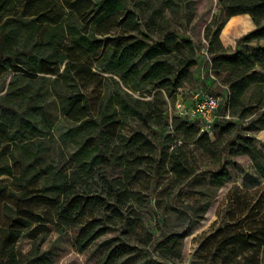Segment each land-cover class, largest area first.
Here are the masks:
<instances>
[{
	"label": "trees",
	"instance_id": "trees-1",
	"mask_svg": "<svg viewBox=\"0 0 264 264\" xmlns=\"http://www.w3.org/2000/svg\"><path fill=\"white\" fill-rule=\"evenodd\" d=\"M176 1L184 0H0V78L11 75L0 100V176L21 187L8 190L0 185V200L16 202L3 204L7 221L0 226V264H50L47 252L40 253L36 243L26 257H19L16 250L23 235L30 233L35 239L49 217L57 222L58 232L72 230L71 242L78 254L118 221L134 229L136 221L127 213L141 200L133 185L143 182L135 181L134 173L148 163L156 168L163 165L187 180L193 169L183 148L190 144L219 165L208 181L216 189L230 180L227 161L221 163L225 151L229 158L248 157L264 180V153L253 144L255 133L264 130V45H260L264 0H219L225 18L214 30H206L209 73L212 82L226 90L218 110L230 116L214 124L212 137L200 133L197 120L173 117L170 121L167 114L168 99H176L192 85L193 69L199 64L191 40L171 29L164 15ZM241 15L250 18L254 28L239 39V49L225 54L221 29L227 20ZM83 73L100 76L103 92L97 107L81 89L78 77ZM24 80L48 84L45 92L58 100L60 114L69 123L61 140L73 149L60 169L41 165V140L51 136L53 122L41 106L43 90L18 86ZM129 120L139 128L130 127L124 135L121 130ZM245 120L253 133L242 127ZM152 127L173 128L182 145L170 141L172 151L163 154L141 130ZM117 140L120 151L114 157L112 146ZM18 161L19 173L14 174L12 165ZM117 164L126 180L107 177ZM37 182L41 187L29 199L24 188ZM40 206L50 211L36 208ZM101 210L105 213L98 217L95 213ZM87 215H92L88 223L76 229ZM239 225L242 228L246 222ZM189 229L161 233L143 253L142 246L115 237L96 264H173L181 258ZM233 230L219 231L222 239L215 251L230 246L250 251L256 237L264 236V228L255 231L256 237L253 229ZM258 247L250 257L243 253L240 264H260ZM138 256L139 261L131 259Z\"/></svg>",
	"mask_w": 264,
	"mask_h": 264
},
{
	"label": "rangeland",
	"instance_id": "rangeland-1",
	"mask_svg": "<svg viewBox=\"0 0 264 264\" xmlns=\"http://www.w3.org/2000/svg\"><path fill=\"white\" fill-rule=\"evenodd\" d=\"M164 15L171 29L175 30L180 37L187 38L193 43L197 57L202 58L201 63L193 69V73L201 71V67L205 66L204 55L208 46V41L205 38L206 30L208 27L214 30L225 18L219 0H184L181 4L176 1L173 8L164 11ZM253 28L250 18H247L246 15L235 16L227 20L219 36L223 52L225 54L234 53L240 48L238 46L239 39ZM260 45H264V42H260ZM92 71L96 72L94 66H92ZM24 75L22 74V77ZM80 75L78 81H80L81 89L88 95L93 107H97L103 92L101 83L99 84L100 76H93L90 73ZM101 77H106V75ZM10 81L11 75L0 78V100L7 92ZM108 82L109 85L110 81ZM196 84H202V81ZM21 85H29V91L43 90L41 106L46 111L47 117L53 122V130L51 136L41 140L43 142L41 165L51 169H60L64 167L65 161L73 149L69 144L64 145L61 140L63 133L69 127V123L60 114L58 100L45 92L48 84L42 86L24 80V82H18V86ZM194 86L195 83L193 82L192 85L186 86L178 94L183 98L187 96L185 91H191ZM213 89L216 94L223 97L221 86L215 83ZM174 102L175 98L174 100L168 99V104L171 107ZM171 113L170 111L168 114L170 121L175 117ZM247 123L248 120H245L241 124L242 127H245L247 132L253 133V129H250ZM130 127L139 128L136 122L129 120L121 133L127 135ZM141 130L160 147L163 154L172 151L173 147L169 143L170 141L182 145L180 134L171 127L161 130L153 127ZM169 135L170 138L167 140L166 137ZM254 137L255 142L253 144L257 146L259 143L260 149L264 153V135L255 133ZM119 147L120 144L117 140L112 146L114 157L118 155ZM160 149L156 153V158H159ZM183 151L193 169V175L185 181L174 176L163 165L156 168L155 164L145 163L134 173L135 181H143L142 185L136 186L137 182L134 185L131 184L135 190L141 193L140 202L133 203L132 209L127 213L130 219L136 221L134 229L128 230L118 221L111 226L106 235L97 240L83 254H78L72 246V230L58 232L57 222L50 219L48 215L49 222L43 224L44 229H40V233L35 239L31 238L30 233H25L17 242L18 256L26 257L36 243L40 253L47 252L50 264H96L102 253L110 246V240L115 237H120L130 244L142 246L143 253L150 251L152 242L158 239L161 233H179L190 227L184 238L181 258L171 261L173 264H240L243 253H247L246 258L250 257L251 253L260 246L259 244L264 243V236L256 237L255 232L264 228V180L256 173L248 157L229 158L225 151L222 153L221 163L227 161L230 180L222 188L216 189L209 185L208 181L211 172L217 171L219 165L213 163L194 144L185 146ZM20 165V161L15 166L12 165L14 174L19 173ZM107 177L126 180L124 169L119 164L107 172ZM0 185H6L8 190L21 189V187L14 186L12 179L6 175L0 176ZM40 187L41 184L38 182L26 186L24 189L29 194L28 198L30 199ZM5 202L14 206L16 203L9 199L0 200V226H3L7 221V215L3 210ZM36 208L46 212L50 211L46 206ZM104 213L105 211L101 210L95 214L100 217ZM91 216L87 215L77 223L75 228L80 229V226L86 225ZM245 222L246 225L242 228H239L240 225L237 227L239 223ZM226 229L231 232L236 229L235 231L243 233L253 229V234L255 233L254 236L256 237L254 249L249 251L230 246L220 252L215 251V247L222 239L223 231ZM219 231L222 234L219 235ZM149 239L151 240L149 241ZM262 248L264 247H258L260 253H256L260 264H264ZM131 259L139 261L141 256Z\"/></svg>",
	"mask_w": 264,
	"mask_h": 264
},
{
	"label": "built area",
	"instance_id": "built-area-1",
	"mask_svg": "<svg viewBox=\"0 0 264 264\" xmlns=\"http://www.w3.org/2000/svg\"><path fill=\"white\" fill-rule=\"evenodd\" d=\"M204 56L205 64L208 65H206L205 72H208L207 76L212 80V75L209 73V57L206 53ZM204 87L191 93V105L189 106L180 97H177L172 107L168 104L167 114H170L171 111L175 117L197 120L200 125V133H205L209 137H212L214 124L230 120V116L228 113L218 110L221 103L220 95L207 86ZM168 116L170 117V115Z\"/></svg>",
	"mask_w": 264,
	"mask_h": 264
},
{
	"label": "crops",
	"instance_id": "crops-1",
	"mask_svg": "<svg viewBox=\"0 0 264 264\" xmlns=\"http://www.w3.org/2000/svg\"><path fill=\"white\" fill-rule=\"evenodd\" d=\"M232 18H234V17H232ZM201 60H202V58H199V64L201 63ZM204 65H205V66H202V67H201V71H197L196 73L193 74V82L195 83L194 88H193L191 91H185L187 96H185V97H183V98H181V96L178 95V97H180V98L184 101V103H185L186 105H188V106L191 105V99H190V96H191V93H192V92L197 91V90L202 89V88H205L204 86H207L209 89L214 90V89H213V85H214L215 83H213L212 80H211L210 78H208L207 75L205 76V70H204L205 67H206L205 62H204ZM201 81H202V84H199V85L196 84L197 82L199 83V82H201ZM197 86H198V87H197ZM221 88H222V94H224V96H225V94H226V90H225L223 87H221ZM258 133H260V135H264V130H262V131H260V132H258ZM258 141H260V139H258ZM259 145H260V144L258 143V144H257V148H258V149L261 148ZM260 150H261V149H260Z\"/></svg>",
	"mask_w": 264,
	"mask_h": 264
}]
</instances>
